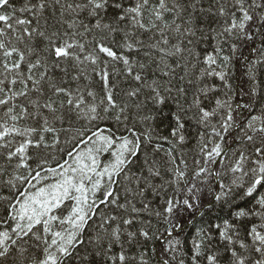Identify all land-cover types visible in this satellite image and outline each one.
Wrapping results in <instances>:
<instances>
[{
	"label": "snow or ice",
	"instance_id": "6c2138e0",
	"mask_svg": "<svg viewBox=\"0 0 264 264\" xmlns=\"http://www.w3.org/2000/svg\"><path fill=\"white\" fill-rule=\"evenodd\" d=\"M0 264H264V0H0Z\"/></svg>",
	"mask_w": 264,
	"mask_h": 264
}]
</instances>
